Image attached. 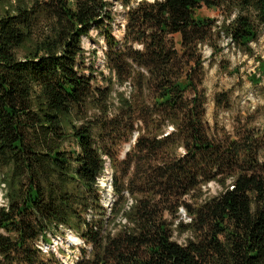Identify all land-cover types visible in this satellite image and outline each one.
Wrapping results in <instances>:
<instances>
[{"label": "trees", "instance_id": "1", "mask_svg": "<svg viewBox=\"0 0 264 264\" xmlns=\"http://www.w3.org/2000/svg\"><path fill=\"white\" fill-rule=\"evenodd\" d=\"M114 1L119 38L112 0H0V264H61L37 244L64 228L75 264H264V140L212 137L201 53L251 54L264 0Z\"/></svg>", "mask_w": 264, "mask_h": 264}, {"label": "rangeland", "instance_id": "2", "mask_svg": "<svg viewBox=\"0 0 264 264\" xmlns=\"http://www.w3.org/2000/svg\"><path fill=\"white\" fill-rule=\"evenodd\" d=\"M112 1L115 20L113 33L119 38L122 35L124 11L120 2ZM200 14L216 17V13L205 9L201 10ZM91 36L94 42L85 37L83 46L86 51L90 52L93 49L97 51L96 66L101 70L103 69L104 41L93 30ZM220 47L223 50L218 54H213L208 46L201 47V53L205 59L203 63V88L206 93L205 119L210 133L212 137L218 139L224 135L235 136L238 133L253 130L264 140V71L261 72L259 68L260 60L264 61V30L260 32L258 39L250 44L251 54L230 43L228 38L222 37ZM252 76L258 79L257 83L251 80ZM219 93H226L227 97L224 99L228 98V102L223 104L221 109H216V97ZM128 148V144L123 146L120 159ZM258 156L260 164L264 166V146ZM107 165V172L98 178V185L101 189L102 203L110 206L114 200L111 187L113 170L109 163ZM204 191L208 195H214L218 191V186L211 182ZM1 199L0 195V202H2ZM180 213L182 218L188 221L183 209H180ZM67 230L69 229H63L65 233ZM71 233L78 236L72 231ZM186 235L185 233L181 237H175L179 242H183ZM71 237L72 235H55L58 242L55 251L61 264H75L79 255L80 246L73 243Z\"/></svg>", "mask_w": 264, "mask_h": 264}, {"label": "built area", "instance_id": "3", "mask_svg": "<svg viewBox=\"0 0 264 264\" xmlns=\"http://www.w3.org/2000/svg\"><path fill=\"white\" fill-rule=\"evenodd\" d=\"M108 167L105 168L104 172H107ZM63 230V229H62ZM66 235L71 236V239H73V243L75 242L77 245H82L83 241L78 237L71 233L70 230L66 231ZM52 243H44L42 241L38 242L37 246L44 252V254L48 255L49 252H53L57 257L58 254H56V245L58 244L57 238L55 236L51 237Z\"/></svg>", "mask_w": 264, "mask_h": 264}, {"label": "bare ground", "instance_id": "4", "mask_svg": "<svg viewBox=\"0 0 264 264\" xmlns=\"http://www.w3.org/2000/svg\"><path fill=\"white\" fill-rule=\"evenodd\" d=\"M73 241V239H71Z\"/></svg>", "mask_w": 264, "mask_h": 264}]
</instances>
